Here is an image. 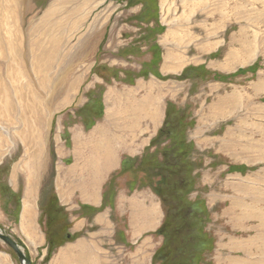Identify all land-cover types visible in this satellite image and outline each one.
Here are the masks:
<instances>
[{"label":"rangeland","instance_id":"1","mask_svg":"<svg viewBox=\"0 0 264 264\" xmlns=\"http://www.w3.org/2000/svg\"><path fill=\"white\" fill-rule=\"evenodd\" d=\"M26 1L17 16L7 7L14 0H0L1 34L16 21L18 35H43L39 24L55 0ZM158 1L94 0L73 29L68 23L77 14L65 11L55 35H44L49 55L33 60L27 53V77H10L16 65L0 49V78L31 81L24 97L0 96V231L31 264H49L50 257L20 237L28 192L37 198L47 251L74 237L66 225L77 216L112 224L99 231L114 264H264V224H255L264 217V0H188L185 12L176 3L172 20L187 17L191 34L178 46L175 69L163 67L166 49L177 46L163 40L167 10ZM192 7L193 15L184 14ZM96 17L104 34L98 43L87 36ZM41 67L55 88L65 71L57 95L43 89ZM7 102L13 110H5ZM105 134L116 146L96 143L97 153L120 166L91 206L67 195L71 180H62L85 141ZM141 219L147 227L139 234ZM4 254L20 264L0 239V257L10 264Z\"/></svg>","mask_w":264,"mask_h":264},{"label":"crops","instance_id":"2","mask_svg":"<svg viewBox=\"0 0 264 264\" xmlns=\"http://www.w3.org/2000/svg\"><path fill=\"white\" fill-rule=\"evenodd\" d=\"M188 0H159L158 4L161 9L163 6L167 10V18L168 21L165 19V15L163 13V21L167 27L163 32V39L166 43L173 44V46L166 49V56L164 55L163 58V67L164 68H172L175 69L177 66L180 65L181 60H178L179 52L178 46L182 42H184L183 38L186 36H190L191 32L187 27V17H182L180 20H172V15L175 14V10L177 9V4L184 8L181 9L184 12L186 11L185 6L188 3ZM55 2V1H54ZM53 2V4H54ZM94 0H77L76 2L72 3L77 5V26L81 23L84 19L83 12L86 8L87 11L86 15L89 13V7L93 4ZM197 2L196 5H201L202 0L194 1ZM162 7V8H163ZM140 8V7H139ZM138 8V9H139ZM197 8L189 9L188 13L184 14H194ZM172 10L174 12H172ZM103 13V12H102ZM174 13V14H173ZM85 14V13H84ZM160 18L162 20V12L159 13ZM183 15V14H182ZM181 15V16H182ZM171 19L172 21H169ZM98 18L96 17L90 23V28L88 30L87 36L94 38V42L98 43V38L101 35H104L97 27ZM90 35V36H89ZM178 49V50H177ZM82 50V49H81ZM80 50V51H81ZM79 51V52H80ZM88 54V53H87ZM169 54H173L172 56ZM172 57V59L170 58ZM150 127H143V131L151 132ZM93 138V137H92ZM98 141H95V138L91 140L85 141L83 148V156L79 154V158L77 159V164L74 163V166L71 167L72 172L68 173V175L63 177L62 182L66 185V180H71V183L64 186V188L69 191L72 190L73 192L67 194L70 197L74 196L77 197L80 202H83L87 205L91 206H98L99 204V190L101 189L105 180H107L109 174L111 172L116 171L117 168L120 166V161L118 163H109L105 161L106 153L104 156L101 154L99 155L97 151L99 148L97 147L96 143H101L103 147L108 150L109 147H115L117 141L112 140V137H107L105 135L98 136ZM104 140V141H103ZM102 147V146H101ZM102 147V148H103ZM93 152L95 156H93ZM99 165V166H98ZM63 188V189H64ZM100 188V189H99ZM37 198H34L32 192H28L23 197V208L21 213V224H17L19 230H21L20 237L25 242V245L32 246L37 255L45 256L47 252V244L45 240V235L40 228V224H37V208H34V203H36ZM76 208H74L75 210ZM258 214L263 213L258 208ZM35 212V213H34ZM102 215V214H101ZM72 220L75 215H71ZM103 217L105 214L102 215ZM98 218V216H96ZM259 221H256L255 224H264V217L258 216ZM77 219V220H75ZM73 220V224H67L66 229L68 230L67 233L73 234L74 237H68L63 240L61 237L62 243L58 244L59 246L56 248L55 251L52 252V255L49 259V264H114L113 259L109 258L107 249L104 245L107 244L106 239L101 237L104 231L108 227H112V224H98L100 222L98 219L94 220L95 224H87L85 218H75ZM153 223L156 221V216L152 219ZM106 222V221H105ZM141 231L138 232L139 234L146 230L147 224L141 219V222L138 224ZM149 225L148 227H150ZM18 235V234H17ZM109 243H113V236L110 235ZM40 248V252L39 249ZM9 260L10 264H13L12 260L9 258L8 255L4 254ZM1 260H6V258L0 257ZM5 264H8L7 260Z\"/></svg>","mask_w":264,"mask_h":264},{"label":"bare ground","instance_id":"3","mask_svg":"<svg viewBox=\"0 0 264 264\" xmlns=\"http://www.w3.org/2000/svg\"><path fill=\"white\" fill-rule=\"evenodd\" d=\"M76 1L77 0H55L54 4L52 5V7H50L48 12L43 16V18L41 19V22L39 24V28L41 27V29H42L41 31L39 30V33L43 34V35L37 36V38L34 39V40H31V38H29V37L32 36L31 32H30L31 34L28 32L25 35L23 34V36L18 35L20 32L18 30V32H19L18 33L17 30H16L17 29L16 21L12 22L10 29H8L9 33H7L6 35H5V32L2 33V34L0 33L1 55H2V57H4V55L7 53V49H8V51L12 55L11 58H13L12 59V63L14 65H16L14 67L10 66L11 69H12V71H11L12 73H11L10 77L17 78L18 75H23L24 77H27V69L24 66V61H25V57H27V53H29L30 51L35 56L33 60H35V59L39 60V58H40L39 56L40 55H41V57L44 58L43 53L46 56L49 55V52H45L46 51V46L43 43L44 39H45L44 35H46V37L48 35H52V36L55 35V33H53V32L56 29L59 30L60 26L63 25L62 23H64V18L65 17L62 19L61 15H63L62 13H64L65 11L74 10L75 14H77V7H75V5L74 6L72 5L73 7L69 8V9H68V7H66L67 4H71V3H74ZM9 3L10 4H8L7 7L9 6V7L14 8V6H15V8H16L15 9V13H17V16H19V14L23 13V10H26L27 8H29L28 5H27V1L26 0H16V1L14 0V3H12V2H9ZM14 16H15V14L12 15V17H14ZM17 16H15V17H17ZM49 23L51 24L50 26H49ZM76 23H77V17L75 18L74 22L71 21V22L68 23V25H71L70 28L73 29V27L75 26ZM52 26H53V28L51 29ZM3 29H4V27H3ZM5 37L7 39H5ZM58 37H60V36H58ZM41 42H42V44H41ZM50 42L52 43V39L50 40ZM51 45L53 47H56L59 44H57L56 42H53ZM56 50L57 49H54V48L51 50V51H53L52 55H55V53H56L55 51ZM43 58L41 59V61L43 60ZM58 69L59 68H57L56 72L58 71ZM39 71H40V76H41V83H42V85H44L43 89L44 90L47 89V91L50 90L52 96L57 95L59 93V91L62 89V87H64V82H65L64 80L66 78L65 71H62V72L59 73V74H61V78H60V81H58V86L56 88H55V84L56 83L50 82L49 79L45 76L44 68H42V67L39 68ZM30 86H31V81L30 80L26 81L25 83H20L18 81H16V83H12V82H8L7 83V82H5V80L1 79L0 80V96L11 98L12 96H14L12 94V92H13V93H16L17 96L24 97L25 95H28L27 91H30ZM38 87H41V86H38ZM54 88H55V90H54ZM40 90H42V89L40 88ZM37 96L43 98L39 94ZM42 103H43L42 106H45L44 105V101ZM46 104H47V107H48L50 105V102H46ZM4 107H5L6 111H10V110L14 109L11 102H7L4 105ZM146 110H148V109H146ZM130 111H132V110H129V112ZM133 111H134V114H135V110H133ZM148 112H146V114ZM135 119H136V117L130 118V122L132 124H134L135 123ZM37 125H38V123H37Z\"/></svg>","mask_w":264,"mask_h":264},{"label":"water","instance_id":"4","mask_svg":"<svg viewBox=\"0 0 264 264\" xmlns=\"http://www.w3.org/2000/svg\"><path fill=\"white\" fill-rule=\"evenodd\" d=\"M0 239L13 249L20 264H31L30 260L25 256L17 242L11 236L0 231Z\"/></svg>","mask_w":264,"mask_h":264},{"label":"trees","instance_id":"5","mask_svg":"<svg viewBox=\"0 0 264 264\" xmlns=\"http://www.w3.org/2000/svg\"><path fill=\"white\" fill-rule=\"evenodd\" d=\"M159 132H160V130H159ZM117 171H118V170H117ZM115 172H116V171H115ZM115 172H114V174H115ZM114 174H113V175H114ZM113 175H112V176H113ZM53 250H54V247H49V246H48V251H47V254H46L45 258L48 259V258L51 256V253L53 252ZM45 258H44V259H45Z\"/></svg>","mask_w":264,"mask_h":264}]
</instances>
